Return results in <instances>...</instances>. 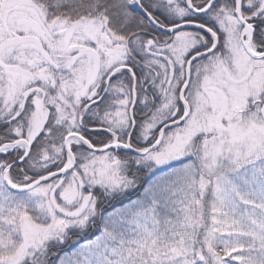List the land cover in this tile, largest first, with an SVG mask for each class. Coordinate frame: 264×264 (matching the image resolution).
<instances>
[{
    "label": "snow or ice",
    "instance_id": "6c2138e0",
    "mask_svg": "<svg viewBox=\"0 0 264 264\" xmlns=\"http://www.w3.org/2000/svg\"><path fill=\"white\" fill-rule=\"evenodd\" d=\"M0 264H264V0H0Z\"/></svg>",
    "mask_w": 264,
    "mask_h": 264
},
{
    "label": "trees",
    "instance_id": "16d2710c",
    "mask_svg": "<svg viewBox=\"0 0 264 264\" xmlns=\"http://www.w3.org/2000/svg\"><path fill=\"white\" fill-rule=\"evenodd\" d=\"M111 208H109V210H110Z\"/></svg>",
    "mask_w": 264,
    "mask_h": 264
},
{
    "label": "rangeland",
    "instance_id": "374dc122",
    "mask_svg": "<svg viewBox=\"0 0 264 264\" xmlns=\"http://www.w3.org/2000/svg\"><path fill=\"white\" fill-rule=\"evenodd\" d=\"M111 210V209H110Z\"/></svg>",
    "mask_w": 264,
    "mask_h": 264
}]
</instances>
